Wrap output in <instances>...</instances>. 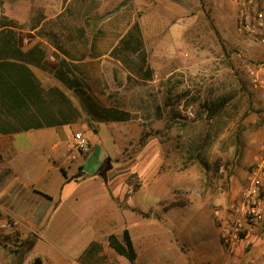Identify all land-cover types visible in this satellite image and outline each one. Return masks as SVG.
<instances>
[{
	"label": "rangeland",
	"instance_id": "1",
	"mask_svg": "<svg viewBox=\"0 0 264 264\" xmlns=\"http://www.w3.org/2000/svg\"><path fill=\"white\" fill-rule=\"evenodd\" d=\"M29 1L0 0L2 34L28 27L10 20L9 13L19 14L24 22L32 13L23 7ZM140 4L151 60L158 66L157 83L146 90L153 99L147 97L149 102L133 113L97 114L98 121L125 114L124 121L100 122L97 128L81 127L91 123V114L83 112L80 127L64 145L63 160L52 159L46 166L41 162L47 164L48 156L55 155L51 145L57 138L49 139V131L21 135L18 146L27 170L16 184L18 202L12 208L22 207L43 220L40 225L23 224L6 216L0 196V246L6 257L12 253V260H18L41 235L45 240L39 250L67 256L55 254L54 260L36 259L33 264H131L108 243L110 235L120 237L129 229L138 254L135 264H205L208 257L217 264V243L230 223V207L243 204L253 173L264 167V0ZM243 14L253 31L241 27ZM174 25L187 31L186 41L169 34ZM20 35L21 45L31 39L27 32ZM50 67L35 70L36 78L48 92V111L62 120L61 106L53 98L57 81L44 75L53 73ZM82 100L87 102L84 96ZM213 104L224 105L218 117L209 119ZM192 126L199 129L193 132ZM78 132L90 148L93 134H99L101 148L75 152L72 139ZM195 133L197 142L191 147ZM44 168L49 175L42 179ZM261 177L263 219L247 221L235 256L224 248L225 264H249L255 244L264 247V168ZM32 182L53 201L27 199L22 185ZM24 234L30 237L23 241ZM93 243L97 249L86 253Z\"/></svg>",
	"mask_w": 264,
	"mask_h": 264
},
{
	"label": "crops",
	"instance_id": "2",
	"mask_svg": "<svg viewBox=\"0 0 264 264\" xmlns=\"http://www.w3.org/2000/svg\"><path fill=\"white\" fill-rule=\"evenodd\" d=\"M31 1L23 6L32 12L28 15L29 18L22 22L19 14L9 13L10 20L16 21L19 25L28 24L25 30H18V34L16 33L20 49L27 53L38 48L41 54H44L40 64L42 67L27 64L35 76H39L35 70H45V66H51L53 73L45 72L44 75L57 81L53 98L55 103L61 106L58 112L63 118L55 119L61 123L60 125L45 126L11 135L0 134V196L1 207L8 214L6 216L19 218L23 224L40 225L43 218L36 217L35 213L21 211L22 207L19 210L12 208L13 202H18L16 197L20 188L16 184L21 181L20 175L27 170L21 157L18 139L21 135H32L34 131H49L48 138L58 140L51 145L56 153L54 156L52 154L48 156L47 164L42 161L41 167L48 165L52 159L53 162L62 161L66 152L65 143L73 130L80 127V114L83 112L91 114L90 125L81 124V127L97 128L100 127V122H116L112 121L113 116L98 121L97 114L115 111L133 113L136 107L149 102L147 97L153 99L146 90L156 85L158 66L151 60L147 43V26L142 13L143 5L140 4L144 0ZM21 31L31 36L29 41L25 40L24 45H21ZM186 33V30L176 28L175 25L169 31L175 41L178 36L186 41ZM41 87L43 89L44 86ZM43 95L44 106L47 107L50 101L48 92L44 89ZM83 96L87 98V102L82 100ZM28 105L32 107L29 111H34L33 105L31 103ZM93 137L97 141L92 140L93 148H90L88 153L100 147L99 134H93ZM2 141H6L8 148ZM62 149L63 152H60ZM101 152L103 154L104 150L101 149ZM44 169L42 179L49 175L48 169ZM38 182L22 185L28 194L27 199L32 196V199L40 202L53 201L46 193L37 189ZM46 217L47 215L44 219ZM37 236L38 243L23 259L19 257L18 260H14L13 256L12 260V253L6 257L3 247L0 246V264H33L36 259L45 262L54 260L52 255L55 254L66 258L67 255L63 251L39 250L40 241L45 239L41 235ZM29 237V234H24L21 239L24 241ZM256 241L257 239H252L250 242ZM217 245L220 249L217 248L216 251L218 255L216 262L225 264L227 253L220 241ZM255 246L248 263L264 264V247L258 248L257 244ZM211 260L208 257L205 264H211Z\"/></svg>",
	"mask_w": 264,
	"mask_h": 264
},
{
	"label": "trees",
	"instance_id": "3",
	"mask_svg": "<svg viewBox=\"0 0 264 264\" xmlns=\"http://www.w3.org/2000/svg\"><path fill=\"white\" fill-rule=\"evenodd\" d=\"M8 23L11 22H4L3 29L8 28V25H6ZM2 31H0V134L11 135L32 129H41L45 126L60 125L61 123L52 116L53 112L46 110L43 89L34 72L27 65L32 63L35 67H42L40 64L44 59V55L37 54L38 48H34L27 53L23 52L18 47L15 32L11 30L6 34H2ZM1 58H6V60ZM9 58L12 59L8 60ZM28 103L33 105L34 111H29L32 107H29ZM223 105L213 104L210 108L211 116L209 119L218 117ZM123 115L125 114L113 116L112 121H124ZM208 124L209 122L204 120L202 125L207 127ZM192 128L194 129L193 132L199 129L195 126H192ZM195 137L196 133L194 136H190L191 147L196 145ZM108 243L111 249L126 257L131 264L136 263L138 254L129 229H125L120 237L115 234L110 235ZM35 244L36 241H30L27 250L20 254V259L28 255ZM97 247L98 244H91L86 253H91Z\"/></svg>",
	"mask_w": 264,
	"mask_h": 264
},
{
	"label": "built area",
	"instance_id": "4",
	"mask_svg": "<svg viewBox=\"0 0 264 264\" xmlns=\"http://www.w3.org/2000/svg\"><path fill=\"white\" fill-rule=\"evenodd\" d=\"M247 19L244 14L240 20L241 27L246 31H253V26L248 22L245 24V19ZM194 113L189 112L188 118H193ZM72 149L77 153H88L90 151V146L87 138L81 132L75 133L72 139ZM263 166H260L251 178V187L246 195V199L242 205L233 204L230 207V223L224 226L221 234V243L226 249L228 255L235 256L238 250V246L242 241L240 235L247 223L259 222L263 219L262 215V177ZM70 264H82L77 260H72Z\"/></svg>",
	"mask_w": 264,
	"mask_h": 264
}]
</instances>
